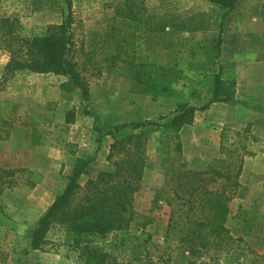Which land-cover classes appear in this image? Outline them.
<instances>
[{
    "label": "rangeland",
    "instance_id": "374dc122",
    "mask_svg": "<svg viewBox=\"0 0 264 264\" xmlns=\"http://www.w3.org/2000/svg\"><path fill=\"white\" fill-rule=\"evenodd\" d=\"M225 12L206 0H72L70 59L81 86L69 76L32 72L20 76L21 91L0 88V264H78L79 251L66 243L62 226H52L40 250L31 249V232L76 158H93L79 179L84 185L130 157L134 144L109 154L114 138L131 133L144 149L143 176L132 222L109 237L145 242L158 264H264V0H238ZM65 15L61 0H0V16L25 37L43 34ZM9 58L0 40V75ZM151 63L158 66L156 86H168V94L146 93L137 83L139 65ZM216 73L234 99L196 111L178 132L161 126L107 134L121 123L159 119L181 103L208 101ZM180 168L231 174L240 168L225 221L233 238L227 250L192 255L184 226L166 234L175 193L200 183L178 177ZM223 184L217 179L208 188Z\"/></svg>",
    "mask_w": 264,
    "mask_h": 264
},
{
    "label": "trees",
    "instance_id": "16d2710c",
    "mask_svg": "<svg viewBox=\"0 0 264 264\" xmlns=\"http://www.w3.org/2000/svg\"><path fill=\"white\" fill-rule=\"evenodd\" d=\"M61 1L66 8L64 21L49 25L43 34L36 36L25 37L18 34L13 30V21L0 16V40L10 54L3 74L0 75L1 89L21 91L24 87V78L20 76L32 72L69 76L75 85H80L75 64L70 59L74 45L72 0ZM206 1L224 7L226 12L222 14L223 17L238 2V0ZM134 15L132 12L125 13V16L131 19L135 18ZM222 32L221 22L216 56L220 52ZM139 67L141 69L135 72V79L144 92L168 94L170 89L168 86L160 87L155 84L153 74L158 66L151 63L144 68L143 65ZM142 68L148 72L142 71ZM213 85L211 99L198 106L181 103L159 119L121 123L115 125L107 134L114 135L124 129L139 130V133H142L143 130L161 126L176 133L183 126L193 122L196 111H205L215 102H229L234 99L232 89L225 85L220 73L214 75ZM72 118L73 115L68 121ZM137 137L131 133L125 134L122 138H114L109 156L112 157L123 150L128 151L131 149L130 144H134L133 150L129 153L130 157H120L115 162L113 171L101 172L94 179H88L84 185L79 183V179L86 173L93 158H76L64 189L55 196L31 232V249H42L48 242L47 232L54 224H58L64 228L66 243L79 251L78 264H158L151 260L145 242H135L127 236L121 237L119 241L109 237L110 234L126 230L135 213L132 207L133 193L139 189L145 166V159L141 155L144 149ZM176 150L180 152L179 143L176 144ZM178 172V177H191L193 181L198 180L200 183L188 184L182 194L175 193L176 205L174 204L171 209L166 234L180 230L184 226L182 240L192 255L200 256L211 250H227L233 238L225 221L229 213V201L240 185L237 180L240 168L234 174L210 169L194 172L180 168ZM217 179L224 180L221 190L208 188V184ZM262 257L264 258V249ZM187 264H195V260Z\"/></svg>",
    "mask_w": 264,
    "mask_h": 264
}]
</instances>
